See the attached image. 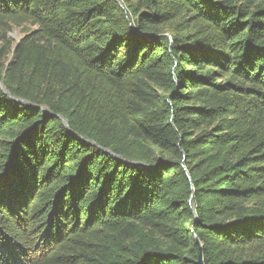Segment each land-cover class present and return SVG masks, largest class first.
Wrapping results in <instances>:
<instances>
[{
	"label": "trees",
	"instance_id": "16d2710c",
	"mask_svg": "<svg viewBox=\"0 0 264 264\" xmlns=\"http://www.w3.org/2000/svg\"><path fill=\"white\" fill-rule=\"evenodd\" d=\"M0 264H264V0H0Z\"/></svg>",
	"mask_w": 264,
	"mask_h": 264
},
{
	"label": "rangeland",
	"instance_id": "374dc122",
	"mask_svg": "<svg viewBox=\"0 0 264 264\" xmlns=\"http://www.w3.org/2000/svg\"><path fill=\"white\" fill-rule=\"evenodd\" d=\"M132 2L135 0H131ZM36 30V27L29 24H25L20 28H14L8 33L9 40L11 42V51L7 54L0 44V68L2 65H7L12 58V51L17 43L26 35H31Z\"/></svg>",
	"mask_w": 264,
	"mask_h": 264
},
{
	"label": "water",
	"instance_id": "95a60500",
	"mask_svg": "<svg viewBox=\"0 0 264 264\" xmlns=\"http://www.w3.org/2000/svg\"><path fill=\"white\" fill-rule=\"evenodd\" d=\"M197 264H202L201 255H199V257H198V262H197Z\"/></svg>",
	"mask_w": 264,
	"mask_h": 264
}]
</instances>
